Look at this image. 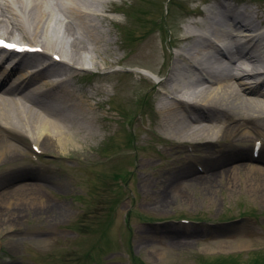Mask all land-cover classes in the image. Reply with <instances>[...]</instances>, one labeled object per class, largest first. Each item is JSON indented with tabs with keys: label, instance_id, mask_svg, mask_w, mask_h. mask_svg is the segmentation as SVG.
Listing matches in <instances>:
<instances>
[{
	"label": "rangeland",
	"instance_id": "1",
	"mask_svg": "<svg viewBox=\"0 0 264 264\" xmlns=\"http://www.w3.org/2000/svg\"><path fill=\"white\" fill-rule=\"evenodd\" d=\"M235 1L264 16V0ZM218 2L107 0L97 6L105 45L97 64L76 71L69 85L89 106L94 136L76 137L64 150L47 145L39 156L45 168L29 163L25 139L13 140L23 156L0 164V176L17 164L44 171L43 180L30 182L39 193L14 196L16 185L0 190V264L133 263L128 256L141 264L213 263L218 256H232L224 264H234L238 256L243 264L252 252L264 253V184L251 189L246 173L235 171L211 185L172 182L200 164L204 150L180 145L182 138L163 127L159 106L172 85L161 87L155 77H168L176 50L186 47L179 39L196 30L200 19L193 17ZM6 38L30 41L17 31ZM252 142L243 145L248 153ZM183 218L187 224L178 223ZM183 229L195 236L168 235Z\"/></svg>",
	"mask_w": 264,
	"mask_h": 264
},
{
	"label": "bare ground",
	"instance_id": "2",
	"mask_svg": "<svg viewBox=\"0 0 264 264\" xmlns=\"http://www.w3.org/2000/svg\"><path fill=\"white\" fill-rule=\"evenodd\" d=\"M104 1L107 0H0L1 36L17 31L36 43L28 44L61 59V64L50 71H34L27 65L0 74V164L16 163L24 152L13 140L27 139L43 150L47 145L64 150L76 137L83 140L94 136L92 118L87 116L89 106L69 85L78 67L97 64V54L105 45L96 24L103 12L97 6ZM221 9L222 5L217 4L201 13L202 19L195 26L205 36L191 30L179 39L186 47L172 57L169 75L161 82L162 86L172 85L159 106L163 127L182 138L180 145L204 150L199 155L201 165L179 172L172 182L192 178L193 182L211 185L216 178H231L235 171L245 172L251 189H255L264 184V154L255 158L253 147L248 153L243 145L247 146L252 138L254 143H264V84L260 74L248 69L253 64L264 69V28L241 42L239 38L245 35L238 37V33L243 26L239 22L225 24ZM248 12L256 21H251L250 28L264 23V16L256 9ZM206 34L218 42L229 40L226 62L207 49L212 45ZM84 52L91 56H84ZM41 54L38 51L37 55ZM16 74L21 75L10 82ZM216 144L226 151L215 156L210 147ZM35 180H43L39 171H27L18 164L9 166L0 176V190L16 185L14 196L39 193L30 183ZM38 186L45 187L42 183ZM212 186L208 188L210 192ZM193 234L183 229L168 235L177 239Z\"/></svg>",
	"mask_w": 264,
	"mask_h": 264
},
{
	"label": "snow or ice",
	"instance_id": "3",
	"mask_svg": "<svg viewBox=\"0 0 264 264\" xmlns=\"http://www.w3.org/2000/svg\"><path fill=\"white\" fill-rule=\"evenodd\" d=\"M0 46H6V45H3L2 42H0Z\"/></svg>",
	"mask_w": 264,
	"mask_h": 264
},
{
	"label": "trees",
	"instance_id": "4",
	"mask_svg": "<svg viewBox=\"0 0 264 264\" xmlns=\"http://www.w3.org/2000/svg\"><path fill=\"white\" fill-rule=\"evenodd\" d=\"M264 262V261H263ZM255 264H261V263H255Z\"/></svg>",
	"mask_w": 264,
	"mask_h": 264
}]
</instances>
